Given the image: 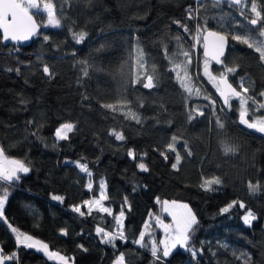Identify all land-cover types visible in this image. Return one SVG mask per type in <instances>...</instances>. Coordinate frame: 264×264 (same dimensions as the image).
<instances>
[{"label": "trees", "instance_id": "1", "mask_svg": "<svg viewBox=\"0 0 264 264\" xmlns=\"http://www.w3.org/2000/svg\"><path fill=\"white\" fill-rule=\"evenodd\" d=\"M45 3L53 5L62 25L56 30L43 27L48 41L38 35L25 49L0 42V145L7 156L24 160L30 168L9 189L4 212L8 222L45 240L75 264H115L120 253L125 254V264H154L151 241L159 246L162 234L151 217L160 210L161 200L183 201L198 220L188 244L198 255L193 258L190 251L177 250L155 264H244L237 258L241 253L250 255V264H264V139L239 123L237 100L230 101V108L223 106L203 75L202 48L197 65L189 47L198 23L228 35V56L222 68L212 65V71L218 76L225 67L235 68L228 74L233 85L241 91L243 77L249 88L246 95L264 102L259 96L264 91V61L254 49L231 39L232 34L249 30L256 34L259 26L250 25L247 17L252 14L251 0L244 16L242 6L209 0L199 4L197 0H40V7ZM256 4L264 15V0ZM190 6L195 17L191 20ZM35 17L38 23L47 21L43 13ZM174 21L187 24L190 32ZM81 32L84 39L77 43L74 34ZM138 49L143 67L138 64ZM181 50L192 58L188 68L199 97L189 96L170 70L175 67L170 58L176 63L185 60ZM45 64L51 76L43 73ZM148 75L154 76V87L133 83L138 76L146 82ZM109 103L115 111L102 107ZM248 107L251 121L255 106L249 101ZM261 114L264 110L256 113ZM218 117L222 129L216 126ZM62 123L75 125L67 140L54 135ZM113 132L125 139L116 140ZM174 135L181 155L177 169L171 167L176 154L167 150ZM225 143L235 151L225 153ZM76 162L86 164L88 172L82 173ZM140 162L148 171L137 167ZM213 178L221 183L207 190L200 186ZM103 182L104 205L111 214L89 212L84 201L100 197ZM249 182L258 185L255 192L249 190ZM232 201L246 207L236 204L221 213ZM75 206L85 214L73 211ZM249 209L256 219L245 225L242 218ZM121 211L127 242L117 238L113 246L103 242L97 228L115 234V217ZM141 231L148 247L132 243ZM0 245L4 254L16 253L7 264H59L18 246L15 234L3 223Z\"/></svg>", "mask_w": 264, "mask_h": 264}, {"label": "snow or ice", "instance_id": "2", "mask_svg": "<svg viewBox=\"0 0 264 264\" xmlns=\"http://www.w3.org/2000/svg\"><path fill=\"white\" fill-rule=\"evenodd\" d=\"M203 0H197V3H202ZM215 3H220L222 0H214ZM229 6H242L240 9V15H245V8L247 7V0H227ZM188 19H194L193 9L191 6L188 8ZM41 12H45L47 14V21L44 24L38 23L34 18L36 15L41 14ZM250 12L254 13V17L248 18V23L252 26L259 27L256 29V34L249 30L244 34H232L231 39L238 41L240 43L245 44L248 48L254 49L255 52L259 53V60L264 61V15L262 12L258 10L256 0H251V8ZM180 28L184 30V32L189 33L190 30L187 24H183L180 21H174ZM61 26V21L56 18L54 13L53 5L51 3L43 4V8L41 9L38 0H0V32H2V41L0 42H22L29 41L33 37L38 35H43L44 41L49 40V36L46 34H42L40 32L41 27L44 28H59ZM206 33V34H205ZM85 33L81 32L79 34H74V39L77 43H80L84 39ZM202 37V47L203 54L205 57L203 63V75L208 78L209 82L215 88V91L219 94V97L222 98L223 104L225 106L231 107L230 101L232 99H236L238 101V114H239V123L244 125L247 129L255 130L256 132L264 134V114L256 115L260 110H264V102H257L255 97L251 95H246L249 93V88L244 87V78L241 77L240 89L238 91L236 87L233 86L232 83H229L228 74L234 73L236 71L233 67H225L223 71H220L218 76L213 75L210 69V62L215 61L216 64L222 65L223 61L221 57L224 55V46L229 38L228 35L222 34L220 32L208 31L206 28L202 27L199 23L195 27V35L192 37L195 41V45L201 44ZM178 41L180 37L176 38ZM194 45V46H195ZM138 53L140 56L138 57V64L140 67H143V56L142 50L138 49ZM185 57V60L176 63L174 58H170L171 62L174 63L175 67L170 69L171 71L176 72V78L180 83L181 87L189 94L195 95L199 97L201 92L199 89H195L192 86V80L188 72V66L192 63V58L187 51L180 52ZM11 70V69H10ZM19 71V69H16ZM45 75L51 76L50 68L48 65H44L42 69ZM153 75H148L146 78V82L140 80L139 76L137 80L133 83H143V87L146 89H150L154 87L153 84ZM260 97H264V91L259 93ZM204 99H209L208 96H205ZM249 101L255 106L252 110V120L250 121L247 117L249 115ZM212 105H215L216 101H211ZM102 107L113 109L115 111V106L111 103L104 104ZM223 110V109H222ZM196 111L199 112L200 115H203V112L198 108ZM129 115L135 117L134 113L129 112ZM193 117L189 115V119ZM137 121L139 122L138 118ZM31 123V122H29ZM216 126L218 128H223L224 124L219 119L216 120ZM75 125L73 123H62L59 127L55 129V138L57 140H67L69 139L68 133L72 132ZM112 135L115 136L116 140H124L125 137L121 133L113 132ZM177 137L174 135L171 137V142L167 144V150L175 153V162L172 163L171 167L173 169H177L178 165L181 162V155L177 151L176 148ZM225 153L234 152L235 148L227 143L223 145ZM184 148L187 151V154L191 156V150L188 149L187 143L184 144ZM128 155L135 159V154L132 151L128 152ZM160 155L164 157L165 160L168 159V156L165 151H161ZM77 166L80 168L82 172H88V168L86 164H81L76 162ZM137 167L141 171H148L145 163H138ZM30 168L26 165L24 160L12 158L6 155L5 149L3 146H0V223H3L7 226V228L11 229V232L15 233V242L16 244L23 245V247L28 249H36L37 251L43 252L45 256L48 257L49 260H58L60 264H69L71 258L66 255H61L59 252H53L49 250V245L44 243L39 239H35L32 235H27L17 228L13 227L7 220L4 215L5 205L9 199L10 191L9 189L14 187L16 183H18L21 179V174L29 173ZM89 175H91L89 173ZM221 180L219 178L213 179H205L203 183L200 185L202 188L210 189L213 184H220ZM89 189H91L92 185H88ZM258 188V185H253L249 182V190L255 192ZM105 190V185H100V199L95 200H86L84 204L89 206V212H91V205L93 203L100 205L101 200L106 197L103 195ZM53 200H62L63 197L53 196ZM236 204H239L240 208H245V204L243 202L232 201L226 207L222 208L221 213L228 212L232 207ZM73 211L80 213V215H84V212H81L79 206H75ZM100 211L109 213L110 209L107 207L101 206ZM162 211L167 212L172 217V223H164L159 216H156L157 226L163 228L165 232V239L161 240L159 243L163 245L162 255H158V251H161L157 247V243L152 240L151 241V255L155 258V261H159L163 258H166L170 255L172 249L176 248L179 245L181 248H187L188 251L191 252L193 258L198 255V250L195 248L188 247L189 241L191 239L192 233L195 231L198 226V220L196 214L189 207L188 204L179 203L177 201H163ZM124 213L121 211L119 217H115L117 224V232L115 234L110 232H104L103 229L97 228V233H103L105 239L103 242L112 244L115 246L114 241L119 238L127 242L126 237L124 235L123 226L121 224L120 218L123 217ZM256 219L255 214L249 209L243 217L244 223L250 225L253 220ZM145 228H148L149 225L145 223ZM63 235H67L65 230H61ZM145 240V232L141 231L139 233V238L132 241V243L140 245L141 247H148L149 245L144 243ZM82 247V246H81ZM202 252V249L199 250ZM238 259L244 260V264H250V255L248 253H241ZM16 259V253L12 252L11 254H4L2 250H0V264H5V261H13ZM125 254L120 253L115 264H124ZM154 261V264H155Z\"/></svg>", "mask_w": 264, "mask_h": 264}, {"label": "rangeland", "instance_id": "3", "mask_svg": "<svg viewBox=\"0 0 264 264\" xmlns=\"http://www.w3.org/2000/svg\"><path fill=\"white\" fill-rule=\"evenodd\" d=\"M43 8V6L41 7V9ZM54 9V8H53ZM41 13H43L44 15H47L45 12H41ZM54 13H55V11H54ZM248 18H252V17H254V13H252L251 15H248L247 16ZM57 18V17H56ZM46 23V22H45ZM259 25H257V26H255V27H258ZM62 27V25L59 27V28H51V27H48V28H44V29H54V30H56V29H60ZM183 56V55H182ZM184 57V56H183ZM183 61V59H181V62ZM212 62H210V69H209V71L213 74V75H215V73L212 71ZM189 67H190V65H189ZM188 72H189V75H190V77H191V80H192V76H191V73H190V71H189V68H188ZM203 72V71H202ZM205 77V76H204ZM205 79H206V81L208 82V83H210L209 82V80H208V78L207 77H205ZM211 84V83H210ZM192 86H193V88H194V90L195 89H197L196 87H195V84L193 83V81H192ZM211 86H212V84H211ZM213 87V86H212ZM213 89L215 90V88L213 87ZM71 134V132L70 133H68V136ZM1 146V145H0ZM82 172V171H81ZM30 173V172H29ZM29 173H27V174H29ZM82 173H84V172H82ZM27 174H22V175H27ZM102 184H104L105 185V190H104V193H103V195L107 198V194H106V192H107V184L106 183H102ZM101 194V193H100ZM106 198L105 199H103V200H101V204L100 205H97V204H95V203H93L92 205H91V211H93V210H96V209H98V210H100V208H101V206H103V207H106L105 205H104V201L106 200ZM96 199H100V197H98V198H96ZM95 200V199H94ZM163 201H165V200H161L160 202V210L157 212V213H155V214H153L152 215V217H151V221L154 223V224H156V229H158L159 231H160V233L162 234V236H161V238H160V241L161 240H164L165 239V232H164V230H163V228H161V227H158L157 226V221H156V216H159L160 217V219H162L163 220V222L164 223H168V224H171L173 221H172V217H171V215H169L167 212H164V211H162V204H163ZM168 201V200H167ZM171 201H174V200H170L169 202H171ZM177 202H179V203H185V204H187L186 202H183V201H177ZM6 206V205H5ZM85 206H87V205H85ZM190 207V206H189ZM191 208V207H190ZM87 209L89 210V206H87ZM4 211H5V209H4ZM195 213V212H194ZM246 214V213H245ZM119 216H120V214H118ZM118 216V217H119ZM244 217V216H243ZM124 219H125V215H123V217H121L120 218V220H121V224H122V226H123V223H124ZM242 220H243V218H242ZM254 221V220H253ZM253 221L251 222V224L253 223ZM245 224V223H244ZM250 224V225H251ZM245 225H248V224H245ZM11 230V229H10ZM144 232V231H143ZM23 233H25V232H23ZM15 234V233H14ZM25 234H27V233H25ZM16 235V234H15ZM27 235H30V234H27ZM33 237L35 238V239H39V238H37V237H35L34 235H33ZM39 240H41V239H39ZM41 241H43V240H41ZM159 241V242H160ZM44 243H47L45 240L43 241ZM48 244V243H47ZM158 245L159 246H157L158 247V249H160L161 251H158V252H160V254L162 255V249H163V245L162 244H160V243H158ZM20 246H22L23 247V245H20ZM31 250H35V251H37L36 249H31ZM49 250L50 251H53V252H59V251H57V250H52L50 247H49ZM177 250H186L187 251V248H181L179 245H177V247L176 248H174V249H172V251H171V253H170V255L168 256V257H166V258H169V257H171L172 256V254H173V252H175V251H177ZM38 252H40V251H38ZM41 254H43L44 255V253L43 252H40ZM61 255H64V254H62L61 252H59ZM45 256V255H44ZM67 256V255H66ZM47 257V256H46ZM67 257H69V256H67ZM48 258V257H47ZM70 258V257H69ZM50 261H53V262H57V263H59L60 264V262L58 261V260H50ZM69 264H75V261L71 258L70 259V261H69ZM125 264V263H124Z\"/></svg>", "mask_w": 264, "mask_h": 264}, {"label": "water", "instance_id": "4", "mask_svg": "<svg viewBox=\"0 0 264 264\" xmlns=\"http://www.w3.org/2000/svg\"><path fill=\"white\" fill-rule=\"evenodd\" d=\"M209 1H212V2H214V0H209ZM38 3L40 4V0H38ZM215 3V2H214ZM220 3H224V4H226L227 3V0H222V2H220ZM228 4V3H227ZM232 7H234V8H237V7H239V6H232ZM35 19H36V17H34ZM37 20V19H36ZM38 22V21H37ZM44 29H43V27H41V29H40V32H42ZM208 31H214V30H208ZM214 32H219V31H214ZM221 33V32H220ZM1 34H2V32H1ZM206 34V33H205ZM37 38V36L36 37H33L31 40H29V41H22V42H12V41H8V42H4V44L6 45V46H15V47H18V48H23V49H25V47H28V46H30L34 41H35V39ZM229 47H230V39L228 38V40H227V42H226V44H225V46H224V55L221 57V60L223 61V64L222 65H218V64H216L215 63V61H211L212 62V64L213 65H215L217 68L219 67V68H222L223 67V65H224V60L227 58V56H228V53H229ZM202 51H203V49H202ZM203 57H204V54H203ZM204 59H205V57H204ZM228 80H229V83H232L231 81H230V79H229V77H228ZM233 84V83H232ZM234 86V85H233ZM235 87V86H234ZM238 90V89H237ZM239 91V90H238ZM218 97H219V94H218ZM220 100H221V103H223V100H222V98H220ZM234 100H236V99H234ZM223 106L225 107V108H228V106H225L224 104H223ZM248 118V117H247ZM249 119V118H248ZM242 125V124H241ZM244 126V125H243ZM250 130V132H251V134H255V135H257V136H259L260 138H262V139H264V134H262V133H259V132H256L255 130H251V129H249ZM0 250H2V252H3V248H2V246L0 245ZM4 253V252H3ZM8 262L7 261H5V264H7Z\"/></svg>", "mask_w": 264, "mask_h": 264}, {"label": "built area", "instance_id": "5", "mask_svg": "<svg viewBox=\"0 0 264 264\" xmlns=\"http://www.w3.org/2000/svg\"><path fill=\"white\" fill-rule=\"evenodd\" d=\"M194 36V35H193ZM195 41L193 40V38L190 39V43H189V47L190 50L193 52V54L195 55V62L198 65V58H199V54H200V49L202 48V37H201V44L200 45H195Z\"/></svg>", "mask_w": 264, "mask_h": 264}, {"label": "crops", "instance_id": "6", "mask_svg": "<svg viewBox=\"0 0 264 264\" xmlns=\"http://www.w3.org/2000/svg\"><path fill=\"white\" fill-rule=\"evenodd\" d=\"M28 166V165H27ZM29 167V166H28ZM30 172V171H29ZM5 212V211H4Z\"/></svg>", "mask_w": 264, "mask_h": 264}]
</instances>
